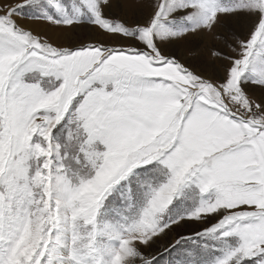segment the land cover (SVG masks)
Here are the masks:
<instances>
[{"label":"snow or ice","instance_id":"6c2138e0","mask_svg":"<svg viewBox=\"0 0 264 264\" xmlns=\"http://www.w3.org/2000/svg\"><path fill=\"white\" fill-rule=\"evenodd\" d=\"M149 6L0 9V264H264V0ZM240 18L216 79L164 51Z\"/></svg>","mask_w":264,"mask_h":264},{"label":"rangeland","instance_id":"374dc122","mask_svg":"<svg viewBox=\"0 0 264 264\" xmlns=\"http://www.w3.org/2000/svg\"><path fill=\"white\" fill-rule=\"evenodd\" d=\"M21 2L22 0H0V9L7 10L8 6ZM151 2H154V0H143L142 4L138 3V0H122V7L119 10L113 9L111 13L106 12V15H116L130 24L133 21L143 23L151 11L149 6ZM16 19L21 25L31 27L37 31H40L43 27L27 19L23 14L17 16ZM247 27L248 21L245 18H240L239 21L229 19L225 26H218L214 32L204 31L190 35L174 45L165 47L164 51L166 53L173 52L177 59L193 70L206 77L216 79L223 75V68L226 62L217 60L211 53L219 50L226 54H232L228 45L235 46L234 41L246 35ZM46 31L54 42L60 44L76 43L82 39H94L96 36L94 32L84 34L82 31H77L73 34L65 33L60 29H46ZM103 39L107 40L108 38L105 37ZM257 95L259 96V93ZM198 227V225H193L177 231L187 234ZM174 238V233H169L158 240L151 249H146L145 251L153 254L163 251V248L172 243Z\"/></svg>","mask_w":264,"mask_h":264}]
</instances>
